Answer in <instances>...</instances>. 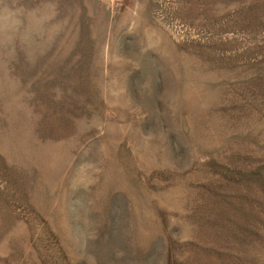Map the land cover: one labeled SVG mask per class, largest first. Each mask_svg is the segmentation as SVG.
I'll use <instances>...</instances> for the list:
<instances>
[{
  "label": "rangeland",
  "instance_id": "1",
  "mask_svg": "<svg viewBox=\"0 0 264 264\" xmlns=\"http://www.w3.org/2000/svg\"><path fill=\"white\" fill-rule=\"evenodd\" d=\"M0 264H264V0H0Z\"/></svg>",
  "mask_w": 264,
  "mask_h": 264
}]
</instances>
